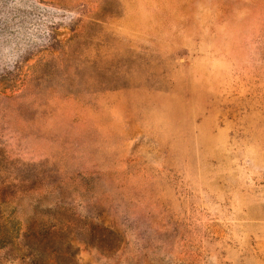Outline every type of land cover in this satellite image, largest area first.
Returning a JSON list of instances; mask_svg holds the SVG:
<instances>
[{
    "label": "rangeland",
    "instance_id": "obj_1",
    "mask_svg": "<svg viewBox=\"0 0 264 264\" xmlns=\"http://www.w3.org/2000/svg\"><path fill=\"white\" fill-rule=\"evenodd\" d=\"M52 225L70 264H264V0H0V264Z\"/></svg>",
    "mask_w": 264,
    "mask_h": 264
},
{
    "label": "trees",
    "instance_id": "obj_2",
    "mask_svg": "<svg viewBox=\"0 0 264 264\" xmlns=\"http://www.w3.org/2000/svg\"><path fill=\"white\" fill-rule=\"evenodd\" d=\"M73 228L72 227H58V225L48 226V228L42 231H36V229H29L28 233L25 235L27 237L29 235V239L35 240V242L41 244L46 242L48 245L47 250L38 249V254H40L45 260L46 264H70V260L73 257V242H81L86 243V241H82L76 239L73 236ZM52 239L54 242H59L61 244L60 247H55L52 243ZM34 244V241H32ZM66 249H62L64 247Z\"/></svg>",
    "mask_w": 264,
    "mask_h": 264
}]
</instances>
